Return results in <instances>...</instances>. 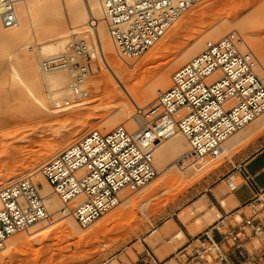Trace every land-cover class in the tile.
I'll return each mask as SVG.
<instances>
[{"label":"rangeland","instance_id":"1","mask_svg":"<svg viewBox=\"0 0 264 264\" xmlns=\"http://www.w3.org/2000/svg\"><path fill=\"white\" fill-rule=\"evenodd\" d=\"M44 1L37 0L33 2L31 0L32 21H37V35L47 36L48 33H54L60 29L64 30V28L69 33L68 23L63 26V20L58 15L57 0H52L50 14L43 12L46 7ZM102 24L106 26L105 22ZM69 25L73 26L70 23ZM174 25L155 45L156 48L153 47L139 60H136L135 66H138V70L136 67L134 69L129 68L131 67L129 66L131 61L129 59H121L112 44L114 49L112 60H116V63L118 61L123 63L125 75L128 78V86H132L136 81L141 80L140 82H143L139 88V95L146 93L150 90V87L152 88L151 85L155 80L157 71L154 68L156 67L155 60L158 56H164V65L162 67L167 64L168 68L169 65L172 68L170 72L171 78L175 70L194 57L193 55L183 59V51L192 45L195 40H199L204 46L208 40L212 41L211 38H208V34L215 32L223 35L230 32L239 33L248 46L254 48L252 52L254 50L257 52L255 56L257 57L258 55L264 68V0H203L185 11ZM76 32L77 34L73 37H70L69 34L67 41L69 42L73 39L85 40L93 48V54L96 55L97 46L90 37L89 29L80 27L76 29ZM48 39L45 40L48 41ZM26 46L29 47L28 44L24 47ZM32 46V50L27 47L24 50L23 48L19 49L17 46L5 45L0 42V134L5 133L1 134L0 137V188L17 179L29 176H33L37 180V174H34L35 171L31 170V165L36 163L35 161H40V158L41 162L45 163L46 161L44 160L48 162L52 157L47 159L44 155L49 150L51 151L49 148L53 146V143L54 146L61 143L59 145L61 146L60 148H64L67 144L72 143L73 140H79L92 130L104 132L102 121L106 118V115L111 114L110 109L120 102V98L107 102L106 98L107 95H110L111 90L107 88L109 93L106 88H103L105 86L103 84L108 81L106 80L108 76L101 71V62H99L98 58L93 57L90 62V76L85 85L87 86V90H85L88 91L87 100L84 98L87 106L83 104L84 102L82 103V99L78 102H70L68 106L64 105L62 109H55L53 104L60 98L55 100V97H53L55 101L51 102V97L49 98L47 94L48 88L42 85L40 93L45 99V105L48 110L45 109L52 111L54 114L52 115L45 111L47 114H43L48 117L50 115V117L44 118L42 113V115L39 114L40 112L33 103L29 87L31 84L26 81L18 67L11 65L15 64L16 60H21L27 53L34 56L37 65L41 63V60L48 58L39 57L35 45ZM126 61H129V63L127 64ZM39 74L41 75L40 72ZM65 74L69 78L71 77L66 72ZM260 76L263 78L262 75ZM96 83L99 86L98 90L94 88ZM4 89L7 91H4ZM11 89L12 91L14 90V95L8 92ZM2 90L6 95L2 93ZM69 94L68 91L63 97L60 96L59 102L64 103L70 100L68 98ZM129 99L133 103L130 97ZM84 106L86 107L84 108ZM134 109L131 113L127 111L128 115L117 116L115 113L114 115L117 116L118 120H125L130 114H135ZM56 114L58 117H54ZM39 115L42 117H39ZM56 118L57 121L55 120ZM58 118H60V121ZM262 118H264V114L236 133L239 137L245 136L246 133L249 134L231 152L226 155L221 154L223 156H219L221 157L219 159L218 157L217 159L207 158L208 162H212L210 165H214V167L197 169L198 163L196 165L191 163L190 159H186L187 162L184 161L182 164L183 171H194L192 174H186L174 169L164 175L159 172L156 166L158 176L154 181L137 192L124 191V193L120 194V204L104 214L92 226L81 230L76 225V233L72 229V235L71 227L68 228V221L64 217L59 218L60 216H58L59 220L57 218L51 220L54 222L51 229L55 227L56 232L47 230V222H43L46 225L37 230L38 233L34 234L36 235L35 238L27 242L29 245L25 244L17 249L12 247L14 242L30 239L27 232H22L14 236L15 238L12 237L13 242L9 241L6 248L0 252V264H132L139 252H149L159 260L160 264H178L179 253L185 249V252L191 254L192 250L199 244L196 241L209 230L216 227V229L221 228L222 233H224L229 229H235L243 225L246 226L247 234L250 237V240L244 244V248L251 255L250 260H246V264H264V192L255 200L238 209L236 208L231 188L227 183L236 168L254 153L264 148V124L260 127L257 123ZM53 120L55 121L53 122V124L55 123L54 125L50 123ZM45 123L48 124H46L47 126L45 125L46 128L45 126L43 127ZM49 123L52 126L50 129H56L57 127L58 130L59 125V128L61 125L63 128L61 127V130L59 129V132L55 134L52 129L49 130ZM32 125L36 131L26 128ZM36 125H38V128ZM100 127L101 129H99ZM42 128L49 131L47 132L44 129L45 132ZM17 129H20L19 132ZM21 129L23 130L21 131ZM14 131L18 132L16 137L14 136ZM39 131L41 132L39 133ZM43 131L45 134L42 133ZM50 131H53L52 134ZM12 132H14L13 135ZM20 132L22 136L19 134ZM23 134L26 136V138L24 137L25 140L28 139L29 141L30 139L29 144L28 141H23L24 139L21 138ZM18 139L23 140L18 141ZM9 144L10 146H8ZM6 145L8 148L12 147L13 150L16 148V151L20 148L22 152L20 156L24 155L25 157L23 156L19 162L15 160L18 163H14V159H9L10 156L3 152L5 148V151L10 150ZM25 146H27L26 149H24ZM53 147L52 149H54ZM22 149L25 150V153ZM11 152L13 153V151ZM13 156L14 154L11 158ZM4 163H7L8 167L4 165L5 168L2 167L3 169H1ZM192 164L194 167L191 166ZM190 168L192 170L186 171V169ZM9 172L20 177L18 176L19 178L8 182ZM238 183H241L240 179ZM151 194L153 195L150 198ZM222 201L225 202V205H222ZM60 212L63 213V211ZM218 213L220 218L216 217ZM115 216H118V218L108 223L106 228L99 234L97 233V238L94 233L92 234L98 229V226L96 229V225L103 224ZM220 234L216 239L219 238ZM92 235H95L96 239L91 238ZM87 236L89 237L87 238Z\"/></svg>","mask_w":264,"mask_h":264},{"label":"built area","instance_id":"2","mask_svg":"<svg viewBox=\"0 0 264 264\" xmlns=\"http://www.w3.org/2000/svg\"><path fill=\"white\" fill-rule=\"evenodd\" d=\"M201 1L101 0L109 36L123 60L141 58ZM0 21L8 28L16 26L14 0H0ZM93 55L85 40H72L42 61L44 73L65 70L71 75L70 100L56 109L87 97ZM258 68L257 57L239 33L206 42L174 71L169 87L150 106L135 112L140 123L136 128L119 125L110 132H88L42 167L44 179L77 225L88 228L120 204L121 192H137L155 180V148L175 134L186 138L191 162L219 157L231 136L264 114V78ZM49 218L33 176L1 187L0 252L13 236ZM248 240L245 225L217 239L204 234L191 254L185 249L179 253L177 263L230 264V257L245 251L239 264H246L251 258L244 248Z\"/></svg>","mask_w":264,"mask_h":264},{"label":"bare ground","instance_id":"3","mask_svg":"<svg viewBox=\"0 0 264 264\" xmlns=\"http://www.w3.org/2000/svg\"><path fill=\"white\" fill-rule=\"evenodd\" d=\"M14 1H15L14 2V5H15V13H16V17H17V24H16V26L11 27V28H8L6 26H3L2 23H1V21H0V42L1 43H4L5 45H14V46H17L19 49H22L23 48L24 50L27 47V46L26 47H24V46L27 45V44L29 45V47H27V48H30V49H31V46L32 45H35L36 51L38 52L39 57H42V56L43 57H51V56H54V55L59 54L60 51L62 52L64 50V48L66 47V45L69 42L72 41V40H70L69 42L67 41V38H68V35L69 34H70V37L75 36L77 34L76 29H78L80 27H87L89 29L90 37H91L92 41L97 46V54L96 55H93V57L94 58H98L99 62H101V68H102L101 71H103L106 74V76H108L107 79H106L108 81L106 83L103 84L101 82V84H103V86L104 85L106 86V87L104 86L103 88H106V89L108 88L109 90H111L110 91L111 93H110L109 90L107 89L108 92L110 93V95H107V98H106L107 99V102H112V101H115V99L120 98V102L118 104H116L113 108L110 109L111 114L106 115L105 116L106 118L102 121V126H103V129H104V132H110L111 130H113L115 127H117L119 125H123V126L129 128V129L136 128L140 123L137 120V118H135V114H133V115L130 114L129 117L127 119H125V120H118V118H116V117L118 115H120V116L121 115H124V114L128 115V112L130 111L129 113H131V111L134 108H135L134 110L136 112L139 108L142 109V108H144L146 106L147 107L150 106L151 105L150 103L159 94H161L162 92H164L169 87L170 80H171V78H170V72H171V69L172 68H170V65H169V68H170L169 69L166 66L167 64L165 65L166 67L165 66L162 67V65H164V63H163L164 56L162 57V55H161V57H159L157 55L158 56V57L156 56L157 59L155 58L156 59L155 60L156 67H154V68L157 71H156L155 80L152 82V85H151L152 88L150 87V90H148L146 93H144L142 95H139V90H140L139 88H140V86L143 83V82H140L141 80L138 81V82L136 81L132 86H128V78L125 75V67L123 66V63H121L119 61H118V63H116L117 62L116 60H114L115 62L112 60V53L114 52L113 51L114 50L113 49V46L114 45L112 46L113 43H112V40H111V38L109 36V33H108L107 23H106V20H105V15H104V10H103V7H102L101 0H57V2H58V7H57V9H58V15L63 20V26H65V24L68 23L69 33L66 32V29L64 28V30H62V29L56 30L54 33H48L47 36H43V37H42V35H40L41 37L39 35H37V31H36L37 21H32V18L33 17H32L31 0H14ZM36 1L37 0H33V2H36ZM174 1H176V0H174ZM51 2H52V0H45L44 1L45 6H46L45 9H44L45 11H43L44 13H48V14L51 13V11H50L51 10L50 7L52 6L51 5ZM104 22H105L106 26H104L102 24ZM69 23L71 25H73V26H70ZM177 28L179 29V27H177ZM177 28H176V30H178ZM219 30L221 31V29H219ZM221 35H223V34L222 33L215 32V33H211L210 35L208 34V36H209L208 38H211L212 40H214V39L216 40V39H219L220 37H222ZM45 39H48V41H46ZM73 40H75V39H73ZM30 41H31V43H30ZM208 41H210V40H208ZM32 42H33V44H32ZM203 47L204 46H202V43L199 42V40L198 41L195 40V42L192 45H190L189 47H187L183 51L182 58L184 59V58H186L188 56L190 57V56H193V55L194 56L197 55L198 53L201 52V50L203 49ZM32 48H33V46H32ZM250 48H251V50L254 49L252 47H250ZM26 51L28 52V50H26ZM29 52H31V51H29ZM93 52H94V50H93ZM254 52H255V50L253 51V53ZM29 54H32V53H29ZM155 54H157V53H155ZM256 54H257V52H255V55ZM165 59H166V56H165ZM257 59H258V63H259L258 73L260 75H262L263 78H264V68H263V64H262L260 58L258 57V55H257ZM130 61L131 62L129 64V66H131V67H129V68L134 69L136 67L135 66L136 60L135 61L130 60ZM40 62L42 63V60ZM41 63L37 65L36 62H35L34 56L33 55H28V53H27L21 60L20 59L19 60H16V63L15 64L13 63L11 65L13 67H18L22 71V74H23L24 78L26 79V81L31 84V86H29L30 87V91H31V97H32V100H33L34 105L37 107V110L40 112V113L39 112L38 113L39 114H41V113L43 114L44 113L46 115L47 114L46 112H48V113H51L52 115H54L52 113V111H47L48 108H46L47 106L45 105L46 104L45 99L42 97L43 95H41V93H40L41 92L40 89H41L42 85H45L48 88V91H47L48 93L47 94L49 95V98L51 97L50 98L52 100L51 102H53V101L56 100V98H60L61 99L60 96L63 97L66 94V92L69 91V93H70L72 81H71V77L69 78L65 74V72L67 74H69V75H70V73L67 72V71H65V70H63V71H57V72H53V73H44V72H42L41 71V68H40ZM128 63H129V61L127 62V64ZM137 63H138V61H137ZM11 65H10V67H11ZM137 70H138V68H137ZM39 72L41 73V75L39 74ZM106 80H104V81H106ZM95 85H96V87H94L95 90H98L99 89L98 84L96 83V84H94V86ZM101 86H100V88H101ZM10 87L12 88V86H10ZM86 87L87 86H85V89H86ZM4 91H7V90L4 89ZM4 91L2 93L4 95H6L4 93ZM8 92L9 93L11 92L10 94H13L14 95V90L12 91V89H11V90H8ZM8 92H7V94H8ZM13 95H10V96H13ZM53 97H55V100L53 99ZM129 97L133 100V103L130 101ZM68 98H70V96ZM60 99H57L56 100L57 102L55 101V103L53 105L54 106H57L58 104H60L61 103V102H59ZM83 100H82V103L84 102L83 104H86L87 102L85 103V100L84 101ZM79 106H81V105H79ZM86 106H87V104H86ZM86 106H84V108ZM114 113L117 116L114 115ZM44 114H43V117L44 118L45 117H47V118L50 117L49 114H48L49 117L48 116H45ZM52 115H51V117H53ZM56 115L54 117H58V115L57 116ZM111 115H114V116L113 117H109ZM39 117H42V116L39 115ZM48 120H50V119H48ZM55 120L57 121V118ZM58 120L60 121V118H58ZM53 122H55V121L53 120L50 123L52 125H54L55 123L53 124ZM47 123H48V121H47ZM47 123H45L43 125V127ZM50 123H49V126H48L49 127V130L52 129V128L50 129V127H52V126H50L51 125ZM257 123L261 127V125L264 124V118H262L261 120H259ZM39 124H41V123H39ZM38 125H36L37 128H38ZM46 126H45V128H46ZM59 126H58V130H57V127H56V129L54 128L55 130L52 129L55 134L59 132V129L61 130V127L63 128L62 125H61L60 128H59ZM28 127H26V128L27 129H30V128L33 129L34 128L33 125L31 127L30 126H28ZM101 127L99 129H101ZM22 128L24 129V127H22ZM45 128H42V129L44 130ZM23 129H21V131ZM19 130L17 129L18 132H19ZM33 130H35V129H33ZM45 130H47V132L49 131L48 129H45ZM17 131L16 132L14 131L15 132V134H14L15 137H16V134L18 133ZM41 131H39V133ZM44 131L42 132L43 134H45ZM53 131H50L51 134H52ZM240 131H238V132H240ZM14 132H12V135H13ZM31 132L33 133V131H31ZM3 133H1V134H3ZM1 134H0V137H1ZM19 134H21V132ZM19 134H18V136H19ZM25 134H23V137H21V138H23V139H24V137L26 138ZM248 134L249 133H246L245 136H243V137L241 136L242 137L241 138V137L237 136L236 133H235L233 136H231L224 143L221 154H225L226 155L229 152H231L232 149H234V147H236L237 145H239L243 141V138L244 137H247L248 136ZM6 136H7V133H6ZM21 136H22V134H21ZM27 136H28V134H27ZM23 139H18V141L19 140L22 141ZM23 141H28V139H26V140L24 139ZM73 141H72V143H74L76 140L74 142ZM29 142H30V139L28 141V144H29ZM59 142H61V141H59ZM72 143L67 144V146H65L64 148L62 147L63 149L60 148L61 146H59L61 143H58V145H55V146H54V143H53V146L54 147L53 146L52 147L54 149H52V147L49 148V149H51V151L49 150V152H48L49 154L46 152V154H48V155L45 156L46 155L45 154L44 157H47V159H49L48 157H50V158L51 157H54L53 155H55L56 153L58 154V153L62 152L64 149H66V147L70 146ZM8 146H10V144ZM8 146L6 145L7 148H8ZM26 147L27 146H25L24 149H26ZM15 149L16 148H14V150ZM24 149H22V150H24ZM5 150H6V148L3 150V152H5L6 155L10 156L9 159H11V160L14 159V161H13L14 163H18L19 160L24 156L23 154H22L23 155L22 157L20 156V154L22 153L20 151V148H18L17 151L16 150L14 151L13 148L11 147L10 150L13 151V153L10 150H8V151H5ZM188 151H189V144H188L186 138L182 134H180V133L175 134L174 136L170 137L166 141L161 142L160 144H158L156 146L155 152H154V158H155L154 159V161H155L154 164H155V167L157 166L158 169H159V172L161 174H164V175H167V173H169L170 171H172L174 169H177L178 171L184 172L186 174H189V173L192 174L194 172V171H190V170H192L191 169L192 167L190 169H186V171L189 170L190 172H188V171L185 172V171H183L184 169H183V166H182V164L184 163V161H186V159L188 157ZM24 153H25V150H24ZM5 154H4V156H5ZM13 154H14V156H13V158H11V156ZM221 154H220V156H223ZM208 157H210V156H207V157L202 158L201 159L202 162L201 161L195 162L194 164H196V165L198 163V166L195 165L196 168L197 169H199V168L203 169V168H206V167H211V168H212V166L214 167V165H210V163H212V162H208V160H207ZM219 158H221V157H218V159ZM15 160H17L18 162L17 161L15 162ZM39 160L40 161H38V162L35 161L36 163H33L31 165V170L32 171H35L34 174H37V177L36 176L35 177L37 178L36 181L39 184V191H40V194H41L42 198L45 201L46 207H47L48 212H49L50 218L48 220L44 221V222H47L46 223L47 226H48L47 227L48 228L47 230H51L53 232H56L55 227L53 228L54 230L51 229L52 228L51 227L52 226V223H54L51 220L53 218L56 219L58 216H60L59 218H63L64 217V218L67 219L66 221H68V224H69V227L68 228L71 227L70 228L71 229V232H72L71 234L73 235V230L76 233V230H77L76 225H77V223L74 220V218L71 215H69L70 213H68V209L59 200V198L54 194L52 187L44 179V177H43V175L41 173V169L47 163V160H44V161H46L45 163L44 162H41V158ZM7 161L9 162L8 158H7ZM188 162H189V160H188ZM191 163H193V162H191ZM6 164L7 163H4L1 166V169H3L2 167H4V165L6 167H8ZM191 166L194 167L193 164ZM186 167H188V166H186ZM9 173L10 174H9V181L8 182H10V181H12V180L17 179V178L20 177L19 175H18L19 177L17 175H12L11 172H9ZM231 187H233V186H231ZM122 193H124V191L121 192V194ZM152 195L153 194H151L150 198L152 197ZM222 205H225V202L224 201H222ZM60 211H63V213H61ZM216 217L217 218H220V214L218 213L216 215ZM117 218H118V216H115V217L110 218L108 221L104 222L103 224L96 225V229H97V226H98V229L97 230L95 229L96 232H92V234L94 233L96 235V238H97V233L99 234L104 228H106V226L108 225V223H110L113 220H116ZM57 220H59V219L57 218ZM46 224H44L43 222H41V223H38V224L30 227L26 231L27 232V235L30 237V239L27 238L28 240H26V241H23L25 239H22L23 242L22 241H20V242H14L12 244V247L17 249L18 247L27 244L28 241L30 242L31 239H34L35 238L36 235H34V234L35 233L36 234L38 233L37 230L39 228H41V227H44L43 225H46ZM93 224H95V223H93ZM81 230H84V229L81 228ZM51 231H49V232L51 233ZM17 235H15V236H17ZM89 236H91V235H89ZM89 236H87V238ZM94 236L92 235L91 238H95ZM9 241L10 242H13V239L11 238ZM27 245H29V243Z\"/></svg>","mask_w":264,"mask_h":264},{"label":"crops","instance_id":"4","mask_svg":"<svg viewBox=\"0 0 264 264\" xmlns=\"http://www.w3.org/2000/svg\"><path fill=\"white\" fill-rule=\"evenodd\" d=\"M236 168V171L227 182L232 191V196L236 202V208L240 209L247 203L255 200L264 192V148L250 156L244 163ZM241 183H238V180ZM233 186V187H231ZM218 227V226H217ZM221 228L209 230L205 234L216 238L222 233ZM245 251L238 252L230 257V264H239L246 258ZM159 260L149 252H139L136 260L132 264H159Z\"/></svg>","mask_w":264,"mask_h":264}]
</instances>
